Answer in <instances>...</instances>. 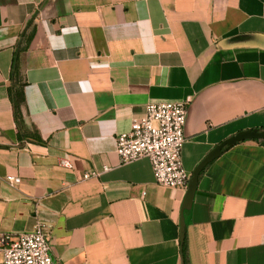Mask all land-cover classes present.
Returning <instances> with one entry per match:
<instances>
[{"label":"crops","instance_id":"obj_1","mask_svg":"<svg viewBox=\"0 0 264 264\" xmlns=\"http://www.w3.org/2000/svg\"><path fill=\"white\" fill-rule=\"evenodd\" d=\"M182 100L189 174L264 130V0H0V233L42 222L53 264H183L186 188L115 151L148 102ZM183 216L188 264H264V142L209 161Z\"/></svg>","mask_w":264,"mask_h":264},{"label":"built area","instance_id":"obj_2","mask_svg":"<svg viewBox=\"0 0 264 264\" xmlns=\"http://www.w3.org/2000/svg\"><path fill=\"white\" fill-rule=\"evenodd\" d=\"M186 105L187 100L148 102L143 115L132 120L128 130L116 134L115 151L119 160L127 162L146 157L156 183L186 188L190 174L181 160ZM60 164L70 167V160L63 158ZM106 170L108 166L103 167ZM96 174L95 171L85 173L83 178ZM5 179L10 185L18 182V177L13 175ZM0 264H53L45 224L38 221L32 230L15 237L0 233Z\"/></svg>","mask_w":264,"mask_h":264},{"label":"water","instance_id":"obj_3","mask_svg":"<svg viewBox=\"0 0 264 264\" xmlns=\"http://www.w3.org/2000/svg\"><path fill=\"white\" fill-rule=\"evenodd\" d=\"M249 139H264V130H257L256 128H253V129L240 130L236 132L235 134L223 140L221 143L217 144L193 169L188 179L185 197L180 211V220H179L180 242L183 241L184 229H185L183 211L191 206L193 193L197 185L198 176L201 170L205 167V165L209 161H211L213 158L219 155L223 149L232 146L238 141L249 140Z\"/></svg>","mask_w":264,"mask_h":264},{"label":"trees","instance_id":"obj_4","mask_svg":"<svg viewBox=\"0 0 264 264\" xmlns=\"http://www.w3.org/2000/svg\"><path fill=\"white\" fill-rule=\"evenodd\" d=\"M16 59V53H15V56H14V60H13V69L15 67V60ZM13 103H14V108H15V119L16 121L18 122V117H19V111H18V104H19V96H18V92L17 91H14L13 92ZM256 141H259V142H264V139H254ZM181 256L183 258V264H188L187 262V256H186V241H185V237L183 238V241L181 242Z\"/></svg>","mask_w":264,"mask_h":264}]
</instances>
